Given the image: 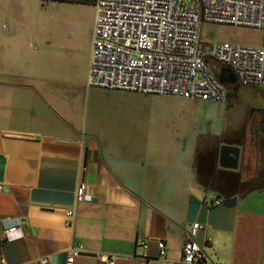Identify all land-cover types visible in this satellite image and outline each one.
<instances>
[{"label": "crops", "instance_id": "0c3cea01", "mask_svg": "<svg viewBox=\"0 0 264 264\" xmlns=\"http://www.w3.org/2000/svg\"><path fill=\"white\" fill-rule=\"evenodd\" d=\"M43 4L11 0L5 12L0 2V238L2 217L20 219L0 241V264H67L78 246L72 264H164L158 240L182 264L195 222L204 226L192 236L203 253L195 264H264V132L261 141L253 134L261 117L237 142L108 144L92 132L93 29L75 31V12ZM222 143L241 147L237 169L218 164ZM81 182L90 200L77 201ZM232 195L236 204L224 206Z\"/></svg>", "mask_w": 264, "mask_h": 264}, {"label": "built area", "instance_id": "2783aa9c", "mask_svg": "<svg viewBox=\"0 0 264 264\" xmlns=\"http://www.w3.org/2000/svg\"><path fill=\"white\" fill-rule=\"evenodd\" d=\"M93 4L88 86L223 100L225 84L211 67L214 62L234 72L238 83L259 85L264 90V46L205 43L199 36L202 21L264 29V0H93ZM3 188L0 183V190ZM76 199H91L84 182L77 186ZM67 215L71 224L74 211L68 210ZM1 223L0 241H4L17 230L20 219L5 216ZM203 227L193 223L184 238L182 264L202 261V249L192 236ZM157 246L164 264H173L166 257L165 241L158 240ZM142 247L146 257L147 243ZM82 250V246L72 248L67 264ZM109 259L108 264H114V257Z\"/></svg>", "mask_w": 264, "mask_h": 264}, {"label": "rangeland", "instance_id": "374dc122", "mask_svg": "<svg viewBox=\"0 0 264 264\" xmlns=\"http://www.w3.org/2000/svg\"><path fill=\"white\" fill-rule=\"evenodd\" d=\"M5 12H11V0ZM37 0H29L36 6ZM42 1V0H41ZM41 12H75V31L92 28L93 0H43ZM200 39L205 43L228 41L256 47L264 46V29L231 23L202 21ZM92 35L88 49V66ZM211 67L213 62L210 63ZM218 65V64H217ZM97 103L92 132L108 144H194L199 141H240L252 130L251 114L264 108V90L259 85H242L236 80L225 84L223 100H198L174 95H151L119 88L89 86ZM94 128V129H93ZM255 139L261 131L255 126ZM261 141V140H260ZM263 183V182H262Z\"/></svg>", "mask_w": 264, "mask_h": 264}, {"label": "water", "instance_id": "95a60500", "mask_svg": "<svg viewBox=\"0 0 264 264\" xmlns=\"http://www.w3.org/2000/svg\"><path fill=\"white\" fill-rule=\"evenodd\" d=\"M189 1H192V0H189ZM201 51L202 49L200 48V52ZM213 66H215L214 62H213ZM225 73H227V68H222L221 69V81L223 83L225 80L229 79V78H226L225 75H223ZM230 80H233V79H230ZM255 111H257L259 116L261 117L260 122H259V130L261 132H264V108H257ZM240 153H241V147L239 145L230 144V143H222L218 151V164L223 168L237 169L239 166V161H240ZM237 199H238V195H232L226 198L223 201V204L224 206H227V207L234 206L237 202Z\"/></svg>", "mask_w": 264, "mask_h": 264}, {"label": "flooded vegetation", "instance_id": "af4514ba", "mask_svg": "<svg viewBox=\"0 0 264 264\" xmlns=\"http://www.w3.org/2000/svg\"><path fill=\"white\" fill-rule=\"evenodd\" d=\"M223 68V67H222ZM222 68H218L217 69V72H218V75H219V77L221 78V69ZM223 75H225L226 76V78H229L228 80H225V82L226 81H230V79H234L235 78V74H234V72H232L230 69H228L227 68V73H225V74H223ZM224 78V77H223ZM252 116H258L259 114H258V112L257 111H254L252 114H251ZM220 140H217V141H215L216 143H218ZM224 141V140H223Z\"/></svg>", "mask_w": 264, "mask_h": 264}, {"label": "trees", "instance_id": "16d2710c", "mask_svg": "<svg viewBox=\"0 0 264 264\" xmlns=\"http://www.w3.org/2000/svg\"><path fill=\"white\" fill-rule=\"evenodd\" d=\"M218 68H222V67L218 66L217 64H215V66L213 67V69H214L215 73L217 74L218 78L221 80V78L219 77L218 72H217ZM233 80L235 81L236 78H234ZM226 83H228V82L224 81V84H226ZM200 179L202 180V176L201 175H200Z\"/></svg>", "mask_w": 264, "mask_h": 264}]
</instances>
